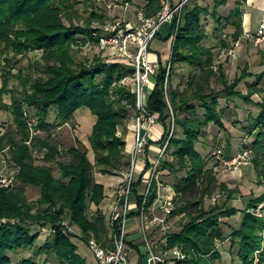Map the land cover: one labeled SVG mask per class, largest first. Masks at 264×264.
I'll use <instances>...</instances> for the list:
<instances>
[{
  "label": "trees",
  "instance_id": "1",
  "mask_svg": "<svg viewBox=\"0 0 264 264\" xmlns=\"http://www.w3.org/2000/svg\"><path fill=\"white\" fill-rule=\"evenodd\" d=\"M90 1L0 0V50L13 52L16 57H24L31 51L42 52L46 61L43 73L47 75L45 79H32L20 74L21 90H10V78L15 77L13 69L19 64H11V58L6 60V64H0V68L4 69L0 82V109L12 110L21 136V140H17V135L9 130L3 137L0 136V150L10 147L11 162L19 169L16 188L12 191L0 188V264H46L49 258H54L57 264H92L80 255L79 244L64 227L65 221L70 226H77L85 239L94 236L102 241L105 238V218L100 210H91L92 206L99 208L103 203L105 187L92 178L94 164L89 150L72 147L69 152L75 155L76 162L61 163L57 160L60 156L58 147L41 137L54 128L69 124L78 110L89 108L96 117L89 141L99 173L118 175L129 166L127 141L119 132L126 120L138 113L132 86H125L121 81L133 76L134 69L123 62L109 63L100 58H96L93 64L78 60L74 48L82 46L87 40L95 43L96 31L90 26L82 27L73 22L67 25L64 21V17H69L77 5ZM133 1L125 0V3ZM144 1L143 9L148 16L159 10L160 0ZM226 2L218 0L215 5L213 16L220 22L223 19L218 17L217 11ZM205 11L207 9L198 6L188 11L178 31H175L176 22L172 24L169 37L164 39L168 42L175 37L171 58L168 65H164L159 58L155 87L148 97L147 110L151 114H160L165 129L157 143L163 147L169 141L158 170L160 181L167 184L164 177H174L175 181L168 184L176 193L174 217L185 214L189 218L180 232L170 234L169 246H178L187 255V259L175 264H220L224 259L218 244L229 239L231 254L241 264H264V217L259 218L252 211L264 203V195L248 202L239 228L225 222V219H231L240 212L229 206L239 193L237 190H229L223 184L221 190L228 191L227 199L206 208V200L215 194L217 182L207 168V160L199 151L198 144L210 124L226 129L220 100L240 97L247 103H253V89L262 83L264 74L258 76V82L251 85L250 95L246 96L238 91V87L250 76L248 68L240 78L229 83L220 66L224 88L221 91L211 88L209 76L215 75L214 53L203 43L206 33L201 17ZM233 17L237 19L239 30L235 35L237 41L243 24L239 7L233 12ZM92 19L104 24L106 16L94 9ZM178 63H186L194 71L201 72L202 83L197 76H192L189 81L192 88L193 83L197 84L194 91H181L174 87L172 78ZM168 66L167 98L165 83ZM204 84L210 89L206 90ZM8 94H12L10 106L4 104L3 99ZM257 105L261 112L247 131L255 137L253 166L264 183V97ZM27 108L34 111L36 121L33 123ZM171 110L175 127L172 138L168 140L172 127ZM52 111L56 112L54 123L50 122ZM31 129L38 132L36 137H32ZM31 138L32 145L29 146L27 142ZM37 147L45 151L46 162L56 163L61 170V178L55 177L51 167L36 165L34 151ZM28 186L40 189L35 205L30 204L25 196ZM157 187L155 182L149 204L157 197ZM224 227L230 230L229 237ZM45 229L52 230V233L44 232ZM26 251L31 252L30 257L14 259ZM42 255L46 256L44 261L37 262L36 259Z\"/></svg>",
  "mask_w": 264,
  "mask_h": 264
},
{
  "label": "rangeland",
  "instance_id": "2",
  "mask_svg": "<svg viewBox=\"0 0 264 264\" xmlns=\"http://www.w3.org/2000/svg\"><path fill=\"white\" fill-rule=\"evenodd\" d=\"M72 1V0H71ZM78 1V0H77ZM84 1V0H81ZM228 1V0H227ZM264 1V0H263ZM262 0H229L224 5L218 8L217 14L220 16L223 21L220 22L217 18L213 16L215 5L218 0H193L185 9L183 13V20L185 21L188 11L193 10L197 6L202 9H207L203 12L201 17L202 19V28L205 30L206 38L204 39V45L208 48L213 49L214 53V72L215 75L209 76V85L211 88L216 91H221L224 88L223 80L221 79V73L219 67L222 66L225 72V78L229 83L234 82L237 78L242 76V73L248 68L250 76L245 78L238 87V91H241L244 95H250L252 89L251 85H254L258 82V76L264 74V41L257 45V40L255 39L256 33H258L262 24H264V10H259L258 6L263 2ZM73 3V2H72ZM92 4V5H90ZM144 0H134L132 3H125V0H91L88 3L83 2L80 5H77L70 16L64 17V21L67 25L70 22H73L76 25L82 27L90 26L92 29H95L96 33H105L106 29L110 24L115 23L116 21H123L131 23L132 27H136L138 24L137 21V11L145 7ZM255 6V8H254ZM240 8L242 11V22L248 23L245 27L252 29L255 32L257 28L258 31L255 33V36L252 38L244 32L242 24V34L235 41V35L237 34V19L233 17V12L236 8ZM264 7V5H263ZM97 10L102 15L106 16L105 23L103 24L100 20L92 19V10ZM224 9V10H223ZM223 11V12H222ZM252 12L253 22H249V17ZM246 16H245V15ZM244 16L246 17V22L244 21ZM128 21H126V19ZM182 21V20H181ZM239 22V21H238ZM181 23V22H180ZM172 29V24H167L163 26L160 35L152 44V49L155 52L160 51L161 48H158L157 43L167 46V52L172 53V39L167 43L164 41L165 38L169 37ZM176 31V30H175ZM174 31V33H175ZM248 40V41H247ZM165 42V44L163 43ZM224 43L227 45L225 46ZM162 47V46H161ZM232 50V55L229 52ZM74 53L77 56L78 60H82L88 63H94L96 58L102 59L104 62L112 63L127 62L120 60L118 56L114 55V51L110 48L109 50L103 51L100 50L96 41L92 43L86 41L82 46L75 47ZM167 53V54H168ZM224 54V55H223ZM169 56V54H168ZM13 59L11 64H19L15 69H13V78H10L9 88L10 90H21V81L18 76L22 74L23 76H29L32 79H45L47 75L43 73L44 64H46L45 59L43 58V53L39 51H31L24 57L22 55L16 57L13 52H7L4 49L0 50V64H6L7 59ZM119 60V61H118ZM168 60V59H165ZM19 61V62H18ZM169 63V60L166 64ZM130 65V64H128ZM131 66V65H130ZM176 74L172 78V82L175 88H179L181 91L188 89L189 91H194L193 88H197V84L193 83L192 86H189V81L192 80V76L199 79L202 77L200 71H194L186 63H178L176 65ZM22 70V73L19 71ZM4 69L0 68V82L3 79ZM133 76H129L121 81V84L125 86H132ZM194 81V80H193ZM171 83V80H170ZM171 87V84H170ZM206 90H209L210 87L206 84L203 85ZM254 94L252 95V102L247 103L242 98L235 97L232 100L221 99L220 106L223 108V119L226 126V129L222 130L214 124H210L207 128L206 135L201 138V143L198 144V149L207 160V168L210 169L212 176L216 179V192L215 194L206 200V208L213 206L217 202L223 203L227 199L228 191L221 190L223 184L228 187L229 190H237L235 199L229 203V206L235 207L239 210V214L232 217L231 219H225V222H228L233 228H239L243 220V211L247 208V204L250 200L263 196L264 195V183L258 176V172L253 166L255 160V151L253 150V143L255 137L249 135L247 127L251 124L252 121L260 114L261 109L257 104L262 103L264 97V80L261 84L256 86L254 89ZM4 104L10 106L12 104V94L5 95L3 97ZM30 121L33 123L35 120L34 111L32 109H26ZM50 122L55 121L56 112L52 111ZM135 118V114L126 120L124 127L120 128L128 130L129 125L132 123ZM253 119V120H252ZM96 122V117L92 114L89 108H82L77 111L74 118L67 125L62 127L54 128L50 133H45L41 135L43 139L49 140L53 145H56L60 151V156L57 160L61 163L72 164L76 162L75 155L71 154L69 150L72 147H78L82 151L89 150L90 158L94 164V170L92 172V178L94 181L100 179L102 183L110 182L109 176L99 177V167H97L95 162V153L91 148L89 137L92 134L93 127ZM0 124L1 127L5 129L4 133L0 132V136L3 137L6 132L9 130L17 135L16 139L21 140V136L18 134V127L15 123V118L12 113V110L0 109ZM253 124V123H252ZM159 126V125H158ZM158 126H156L158 130ZM32 137L38 133L35 129H31ZM43 133V132H42ZM40 134V133H39ZM124 138L125 134L122 133ZM132 134V131H131ZM15 135V136H16ZM128 137V135H127ZM130 137V136H129ZM157 135L155 134V140L157 141ZM172 138V137H171ZM169 137L168 140L171 139ZM131 139V138H130ZM31 141L29 146L32 145ZM126 141H129V138H126ZM252 152L251 161L248 164L243 165L239 168L235 166L228 165L234 158L239 156L244 150ZM33 149V148H32ZM244 149V150H243ZM127 152V148H126ZM45 151L39 150L37 147L34 151V158L36 160V165L39 166H49L52 168V171L56 178H61V170L57 167L56 163H50L45 161ZM229 162V163H228ZM141 162H138V166ZM228 163V164H226ZM184 174V173H183ZM182 174V175H183ZM160 181V178L157 177V181ZM164 181L167 184H170L175 181L173 176L164 177ZM166 184V185H167ZM40 189L36 187L28 186L25 188V196L28 202L32 205L37 203V200L40 197ZM136 199L135 195L133 200ZM215 199V200H214ZM107 204L106 197L98 208L92 206V212L96 210H103L104 205ZM240 208V209H238ZM255 215L259 218L264 217V203L260 204L256 209L252 210ZM101 215L105 218V214ZM189 221L188 216L185 214L174 218L173 220V232H180L186 222ZM137 219H130V239L139 241L142 237L140 233V227L138 226ZM75 234L74 238L79 244V253L82 257L86 258L89 263L97 264L93 255L87 248L84 243H81L80 234L82 231L77 227H72ZM226 236L229 237L231 234L230 230L227 227H224ZM104 235V234H103ZM45 235H43V238ZM94 237V236H93ZM219 251L222 252L224 261L220 264H241L240 261L233 257L231 254V242L228 239L223 243L218 244ZM31 252H24L16 256L14 259L20 260L23 257H30ZM46 258L45 255L39 256L36 260L37 262H43ZM136 258L133 259V264H135ZM46 264H57L54 258H49Z\"/></svg>",
  "mask_w": 264,
  "mask_h": 264
},
{
  "label": "built area",
  "instance_id": "3",
  "mask_svg": "<svg viewBox=\"0 0 264 264\" xmlns=\"http://www.w3.org/2000/svg\"><path fill=\"white\" fill-rule=\"evenodd\" d=\"M192 1L160 0L159 10L152 16H148L145 9L137 11L136 27H132L128 22L116 21L108 26L105 33H94L100 50L107 52L111 48L114 55L134 69L132 88L136 96L138 113L129 125V129L134 134L133 145L129 147L127 142L128 146H126L129 166L117 175L120 178L118 188L115 193L106 197L107 204L101 210L106 217L105 238L100 241L93 236L85 239L83 233L79 235L80 242L87 246L97 264H133L134 258H136L135 264H175L187 259V255L178 246L174 248L169 246V236L173 232L176 211V193L173 190L172 195L163 194L166 184L157 181L158 170L169 141L163 146L158 158L151 162L150 166L148 164L147 174L140 180L137 179V170L138 162L148 160L150 128L160 121L159 113L151 114L147 110L148 97L154 89L153 85L160 67L158 62L150 59L151 47L163 26L176 22V31H178L183 13ZM255 39L257 45L264 41V24L256 33ZM232 53L231 50L229 54L232 55ZM169 73L170 66H168L165 83L167 98ZM171 113L170 138L175 127L172 110ZM3 127L0 124L2 133L5 132ZM32 127L33 124L30 123V128ZM30 143L31 141L28 142ZM10 150V147L0 150V188L8 191L16 188L19 173V169L11 162ZM251 155L252 152L249 149L244 150L226 164L239 168L251 161ZM155 182L158 183L157 197L152 204H149ZM134 195L136 199L133 200ZM134 217L138 221L142 235L139 241L130 239V219ZM63 225L68 232L75 234L73 226H70L67 221ZM44 232L51 234L52 230L45 229Z\"/></svg>",
  "mask_w": 264,
  "mask_h": 264
},
{
  "label": "crops",
  "instance_id": "4",
  "mask_svg": "<svg viewBox=\"0 0 264 264\" xmlns=\"http://www.w3.org/2000/svg\"><path fill=\"white\" fill-rule=\"evenodd\" d=\"M229 1V0H228ZM227 1V2H228ZM263 1V0H262ZM263 5H264V1L262 2V3H260L259 4V10H264V7H263ZM221 8V7H220ZM254 8H255V6H254ZM224 10V9H223ZM223 12V11H222ZM245 15V14H244ZM246 16V15H245ZM244 16V21L246 20V17ZM126 19V18H125ZM126 21H128L127 19H126ZM246 22V21H245ZM249 22L252 24V22H253V17H252V12H251V14H250V17H249ZM129 23V22H128ZM248 23V20H247V22L246 23H244L243 22V29H244V32L246 33H248V35L252 38L253 36H255V33L258 31V29L259 28H257L256 30H255V32L254 31H252V29L250 30V28H249V26L248 27H245L246 26V24ZM131 24V23H130ZM246 33V34H247ZM248 41V40H247ZM164 44H165V42H163ZM167 43V42H166ZM170 43V42H169ZM169 43L167 44V46L169 45ZM157 46H158V48H161L162 50H161V52L160 51H157V52H155L157 55H155L154 54V50L152 49V47H151V55H150V59L152 60V61H156V62H158L159 63V58H161L162 59V62H163V64L164 65H168V64H166L167 63V61L168 60H170V58H171V56H170V53H168L167 52V46L165 47V46H163V44H159V42L157 43ZM162 46V47H161ZM169 54V56H168V54ZM165 59H168V60H165ZM160 66V65H159ZM154 87H155V82H154V85H153ZM159 125V126H158ZM156 126H158L159 128H158V130L159 131H155V129H157L156 128ZM128 129H129V127H128ZM150 132H151V135H150V140H149V146H148V160L146 159V161L144 160H142V161H140L141 163H140V165L138 166V170H137V179H141L143 176H145L146 174H147V169H148V164L149 163H151V162H154L157 158H158V156H159V153H160V151L162 150V146L160 145V144H158L157 142H159L161 139H162V137H163V135H164V132H165V129H164V127H163V125H162V123L159 121L158 123H156V124H154L151 128H150ZM120 135H123L122 133H124L125 134V139L126 138H129V141H128V143H129V147H131L132 145H133V142H134V134H133V132H132V134H131V131H130V133H128V130L126 131L125 129H121L120 130ZM155 134L157 135V141L154 139L155 138ZM127 135H128V137H127ZM130 136V137H129ZM131 138V139H130ZM127 146H128V144H127ZM100 175H102V174H99V177H100ZM102 176H109V175H102ZM111 179H110V182L108 183V182H106V183H102L101 181H100V179H97L96 180V182H98V183H100V184H102V185H104V187H105V194H106V197L107 196H109V195H112L113 193H115V191H116V189L118 188V185H119V182H120V178L117 176V175H110L109 176ZM173 190H174V188L171 186V185H166V187H165V189H164V192H162L163 194H167V195H172V193H173ZM175 191V190H174ZM238 209H240V208H238ZM225 259V258H224Z\"/></svg>",
  "mask_w": 264,
  "mask_h": 264
}]
</instances>
